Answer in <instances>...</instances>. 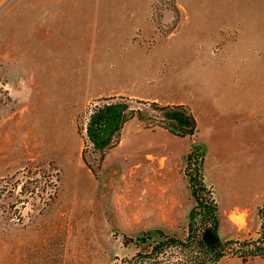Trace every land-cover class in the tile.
Masks as SVG:
<instances>
[{"label": "rangeland", "instance_id": "374dc122", "mask_svg": "<svg viewBox=\"0 0 264 264\" xmlns=\"http://www.w3.org/2000/svg\"><path fill=\"white\" fill-rule=\"evenodd\" d=\"M200 161L221 238L257 239L264 0H0V264L186 239Z\"/></svg>", "mask_w": 264, "mask_h": 264}, {"label": "trees", "instance_id": "16d2710c", "mask_svg": "<svg viewBox=\"0 0 264 264\" xmlns=\"http://www.w3.org/2000/svg\"><path fill=\"white\" fill-rule=\"evenodd\" d=\"M107 117L108 113L96 119L97 129ZM193 154L194 152L188 156L189 163ZM201 169L200 161L190 178L197 204L190 216L188 237L180 239L165 235L162 231H149L134 241L138 252L131 259V264H217L229 253L236 254L239 258L258 257L264 260V206L259 210L262 223L257 239L243 243L224 241L219 233L218 205L213 193L203 184ZM167 257L172 260H164Z\"/></svg>", "mask_w": 264, "mask_h": 264}]
</instances>
